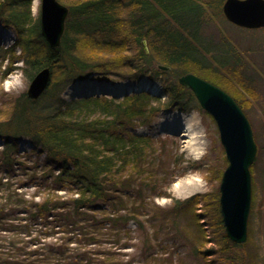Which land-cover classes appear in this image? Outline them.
I'll return each instance as SVG.
<instances>
[{
	"label": "trees",
	"instance_id": "obj_1",
	"mask_svg": "<svg viewBox=\"0 0 264 264\" xmlns=\"http://www.w3.org/2000/svg\"><path fill=\"white\" fill-rule=\"evenodd\" d=\"M33 1L0 0V20L16 33L12 46L0 48V67L8 60L9 70L22 60L30 79L44 67L51 69L50 84L39 98L34 100L23 92L0 104V172L6 174L0 176V264H133L134 257L125 260L117 250L92 248L102 245L106 236L117 247L129 244L132 222L141 231L137 244L141 264H172V254L166 258L154 250L159 236L149 227L152 224L162 230L168 221L169 227L178 231L182 217L187 220L189 234L184 229L181 234L202 264L257 262L259 248L245 250L251 237L250 217L245 243L228 237L219 187L186 199L174 198L167 210L154 203L155 196H170L156 191L172 182L174 169L182 167L183 155L174 140L134 131L149 125L165 109L206 111L194 92L179 82V76L207 67L215 71L207 55L214 50L223 54L234 51L228 39L216 49L202 37L212 17L208 9L224 15V0H65L69 12L57 47L42 37L40 13L34 14ZM143 40H147L149 52ZM89 46L93 50H88ZM101 52L120 56L110 58ZM214 57L215 62L220 61L218 55ZM222 61L226 67L228 61ZM159 63L168 69H160ZM7 71L0 75L1 80ZM94 72L106 77L117 74L130 81L143 76L160 79L167 97L163 100L161 95L144 90L123 97H63L69 84ZM209 72L214 74L212 69ZM239 76L246 78L241 72ZM235 99L249 116L241 100ZM23 137H29L47 155L42 169L47 193L40 200L27 198L13 180L18 143ZM224 161L228 165L226 156ZM256 161L257 156L253 170ZM33 171L28 173L31 178L37 175ZM252 182L250 216L257 196L254 176ZM60 189L71 195L61 196ZM199 207L209 210L200 212ZM19 208L25 216H18ZM209 213L217 218L220 231L213 238L205 227ZM57 232L62 238L48 243L45 238L43 242L42 236ZM210 241L214 242L211 249L206 246ZM72 243L77 246L75 251ZM30 246L33 248L27 249Z\"/></svg>",
	"mask_w": 264,
	"mask_h": 264
},
{
	"label": "rangeland",
	"instance_id": "obj_2",
	"mask_svg": "<svg viewBox=\"0 0 264 264\" xmlns=\"http://www.w3.org/2000/svg\"><path fill=\"white\" fill-rule=\"evenodd\" d=\"M59 1L66 5L65 0ZM32 6L34 14L39 15L41 0H34ZM208 11L210 14L212 13V19L210 18L207 20L203 30L204 35L202 37L204 42H211L216 46V49H219L217 45L220 44L221 41L223 42V39H228L234 51H226L223 54L220 50H214L213 53L207 55V59L213 63V66H216L215 71L213 67L210 68L214 74L209 72L210 69L208 67L203 69L202 72L198 70H189L188 72L195 73L201 77L209 76L211 79L215 80L216 85L226 90L234 98L238 97L241 100L250 116L247 115L253 128L258 153L256 154L258 157V161H256L257 164L255 163L254 170L251 169L252 181L254 176L256 184L254 193L257 196L255 209L253 214L249 216L252 227L251 237L250 243L245 247V250L248 252L251 249L254 250L255 248H259L258 260L256 262V260L253 259L251 264H264V26L259 28L240 27L231 23L225 15H217L212 9H208ZM15 40V31L3 24L0 20V48L4 49L12 46ZM146 46L147 52H149L148 42ZM87 49L93 50L91 46ZM91 52L92 51H89V53ZM101 53L110 58L120 56V54L116 52ZM2 54L3 53H0V60L2 59ZM122 55L124 54L122 53ZM217 55L220 61L215 62L214 56ZM223 59L228 61H224V63L226 62V67L221 64ZM24 66L25 64L22 60H18L8 70V60L3 61V65L0 67V75L8 71L4 75L3 80L0 78V104L13 96L26 92L28 89L33 77L30 79L27 76L23 71ZM239 72L246 78L241 80L240 78L242 77L239 76ZM118 76L117 74H111L109 77H106L94 72L84 79H77L69 84L62 95L67 100L88 95L123 97L125 94L136 92V90L140 89L150 93L152 92L153 95L156 94L155 96L161 95L163 100L167 97L166 94L161 92V90H163V82L160 79H150L147 76H143L138 81H130L128 79L119 78ZM213 80L209 81L214 82ZM99 85H101L102 88L100 90H94V88ZM93 92L97 93L92 94ZM207 112L204 110L200 112L195 108L185 110L180 108L165 109L162 110L149 125L140 126L134 130L138 133L151 135L156 139L168 138L171 141L174 140L175 147L180 150V155H183L182 167L174 169L172 173L174 179H172V182L168 186L167 184H163L164 187L156 191L158 195H161L160 192L170 194V196H155L154 203L159 205L160 208L166 210L171 208L174 198L186 199L198 193L203 194L211 192L220 186V179L222 178L219 179L218 174L222 171L224 173L228 166L224 161L226 153L220 140L219 129L217 124H215L216 121L214 117L212 118ZM187 121L193 123L192 129H186ZM193 132L197 135L195 139H192ZM193 141L195 142L194 144L192 143ZM1 142L2 139L0 138V144ZM169 142L170 141H168V143ZM18 144L20 154L17 157L18 161H16L14 165L15 171L13 175L15 174V176H13V180L20 188L18 190L24 192L27 198L35 197V200H40L47 193V188L45 187L42 177V169L44 168V164H46V152H42L40 147L29 137H23L19 140ZM34 165L35 167L33 168ZM183 166L185 167L183 168ZM32 169L34 170L33 173L37 174L34 178L28 175L29 172H32ZM5 175V173L0 172V176ZM188 182L191 184L190 186L184 185ZM57 192L63 197L71 195L66 192V190L62 189ZM198 209L200 212H204L207 207H199ZM23 210L24 209L19 208V212L21 213L18 216H25ZM207 210H209V208ZM207 218L205 222L206 233L210 238H213L214 235L220 233L216 221L217 218L210 213L207 215ZM159 222L160 221H158L157 224H159ZM178 223V231L170 228L168 221L164 223L162 230H157L158 226L155 227L152 226V224L150 225V231L154 234V230H156V234L159 236V242L162 243L155 242L154 250L157 254L163 253V256L166 258H169L172 254L174 259V263L172 264H202V259H200L199 256H194L191 246L187 243V238L181 234L184 230L186 232L188 231L186 218H180ZM165 224H167L168 228H165ZM130 225L133 228V232L131 233L133 237L129 240V244L117 247L114 240L106 236L102 245L92 248H100V250L105 251L110 249L117 250L121 258L127 260L134 257L133 264H141L142 257L137 248L141 231L138 229L136 222H132ZM36 230L37 227L33 229V234L36 233ZM7 234L10 233L7 232ZM187 234H189V232H187ZM62 236V233L57 232L52 236L50 235V237H45L44 235L42 238L43 242L45 238H47L46 242L48 243L57 240L59 237L62 238ZM70 246L73 248L72 251H75L77 248L74 243ZM206 246L211 249L214 246V242L210 241L206 243ZM30 248L33 247H27V249ZM238 251L243 250L239 249ZM180 258H182L181 262ZM212 259H214V257H212Z\"/></svg>",
	"mask_w": 264,
	"mask_h": 264
},
{
	"label": "water",
	"instance_id": "obj_3",
	"mask_svg": "<svg viewBox=\"0 0 264 264\" xmlns=\"http://www.w3.org/2000/svg\"><path fill=\"white\" fill-rule=\"evenodd\" d=\"M68 12V6L59 0H41V34L53 47L62 43ZM223 13L240 27L264 26V0H224ZM146 43L143 40L145 50ZM159 67L168 68L162 64ZM50 81V67L40 69L30 81L27 96L34 100L39 98ZM179 82L194 92L201 107L216 121L229 162L219 186L222 220L230 240L245 243L252 205L251 165L258 154L250 120L235 98L214 82L192 72L181 75Z\"/></svg>",
	"mask_w": 264,
	"mask_h": 264
},
{
	"label": "bare ground",
	"instance_id": "obj_4",
	"mask_svg": "<svg viewBox=\"0 0 264 264\" xmlns=\"http://www.w3.org/2000/svg\"><path fill=\"white\" fill-rule=\"evenodd\" d=\"M102 88V86L101 85H99V86H96V88H94V90H100ZM152 93V92H151ZM154 95H156V94H154ZM192 126H193V123L191 122V121H187V125H186V129L187 130H189V129H192ZM193 136H192V139H195L196 137H197V135H196V133L195 132H193V134H192ZM193 144L195 143L194 141L192 142ZM184 185H188V186H190L191 184L188 182V183H186V184H184ZM177 186H178V184H177ZM187 186V187H188Z\"/></svg>",
	"mask_w": 264,
	"mask_h": 264
}]
</instances>
